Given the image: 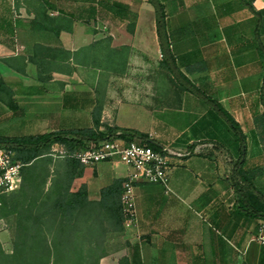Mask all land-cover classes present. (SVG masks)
I'll list each match as a JSON object with an SVG mask.
<instances>
[{
	"label": "crops",
	"instance_id": "1",
	"mask_svg": "<svg viewBox=\"0 0 264 264\" xmlns=\"http://www.w3.org/2000/svg\"><path fill=\"white\" fill-rule=\"evenodd\" d=\"M162 4L170 53L196 92L168 72L183 94L170 115L153 111L147 130L119 126L172 152L170 192L136 184V224L124 228L100 264H264V245L255 240L264 220L256 216L257 202L240 191L250 182L264 197V130L258 123L264 115V15L257 14L264 0ZM101 16L111 31L120 29L145 53L162 57L148 0H0V138L93 126L92 90L71 86L73 76L40 59L85 45ZM211 101L235 121L243 142ZM241 171L254 175L242 177ZM128 174L118 161L100 162L85 167L72 190L85 184L97 200L102 188Z\"/></svg>",
	"mask_w": 264,
	"mask_h": 264
},
{
	"label": "trees",
	"instance_id": "2",
	"mask_svg": "<svg viewBox=\"0 0 264 264\" xmlns=\"http://www.w3.org/2000/svg\"><path fill=\"white\" fill-rule=\"evenodd\" d=\"M148 2L156 16L161 67L181 79L184 90L196 92L190 84L185 85L187 81L170 53L162 0ZM257 14L264 15V10ZM211 103L243 142L244 137L235 121L219 105ZM91 118V128L0 138V148L10 150L12 159L23 165L19 189L0 197V218L11 217L15 229L13 252L6 254L0 250V264H100V260L116 246L115 241L124 232L121 196L126 178L114 179L99 191L97 200H91L85 184L76 191L72 190L73 182L82 178L85 166L68 155L87 148L90 143L110 139H121L126 143L140 141L155 151L160 149L148 140L147 134L102 122L101 108L96 103ZM258 123L264 130V115L260 116ZM54 145L61 146L65 155L58 170L51 173L53 160L50 153ZM39 165L41 175L38 174ZM252 172L241 171L240 175L247 174L252 178ZM48 180L50 185L46 189ZM240 191H246L248 197L257 202L256 216L264 220L262 194L250 182L242 185ZM119 264L128 262L122 259Z\"/></svg>",
	"mask_w": 264,
	"mask_h": 264
},
{
	"label": "rangeland",
	"instance_id": "3",
	"mask_svg": "<svg viewBox=\"0 0 264 264\" xmlns=\"http://www.w3.org/2000/svg\"><path fill=\"white\" fill-rule=\"evenodd\" d=\"M100 18L92 24L94 35L85 45L78 46L75 52L48 54L41 57L40 64L58 67L73 76L69 82L75 88L91 89L101 108L102 122L147 130L151 126L147 115H152L153 111L170 115L167 110L173 108L177 97H182V90L173 87L168 72L159 67L162 58L159 54L145 53L138 47V40L123 36L120 29L111 31L103 17ZM127 28L132 30L131 26ZM62 151L61 146L51 150V173L58 170L63 160ZM38 174H42L40 165ZM49 185L48 180L45 188ZM14 239L13 219L0 218V250L11 254Z\"/></svg>",
	"mask_w": 264,
	"mask_h": 264
},
{
	"label": "built area",
	"instance_id": "4",
	"mask_svg": "<svg viewBox=\"0 0 264 264\" xmlns=\"http://www.w3.org/2000/svg\"><path fill=\"white\" fill-rule=\"evenodd\" d=\"M262 85L264 86V80ZM52 150L55 151L54 148ZM63 156L65 152H63ZM172 152L155 151L146 144L135 141L126 143L121 139H110L97 144L90 143L87 148L68 155L78 160L83 166L91 167L100 162L118 161L129 169V174L123 184L121 204L124 215V228H131L136 224V195L135 186L139 182L161 185L166 192H170L168 167ZM10 150L0 148V197L19 189L22 181L21 169L23 165L12 159ZM264 245V221L258 227L255 239Z\"/></svg>",
	"mask_w": 264,
	"mask_h": 264
}]
</instances>
